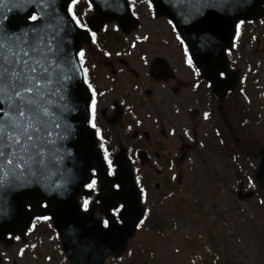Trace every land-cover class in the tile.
I'll return each instance as SVG.
<instances>
[{"label":"rangeland","instance_id":"1","mask_svg":"<svg viewBox=\"0 0 264 264\" xmlns=\"http://www.w3.org/2000/svg\"><path fill=\"white\" fill-rule=\"evenodd\" d=\"M148 24L135 32L150 35L151 41L139 50L163 43L155 54L172 73L164 86L154 87L158 125L143 121L136 127L148 129L151 138L132 140V131H124L127 123L122 126L114 120L109 134L112 151L103 154L111 175L112 159L120 148L132 162L134 147L146 151V146L157 144L160 156L147 152L150 165H134L144 218L121 256L107 257L103 264H264V177L261 181L254 177L264 150V17L237 25L227 52L229 68L238 72L236 87L221 102L211 96L218 108L227 106L222 114L225 123L216 114L213 120L218 117L224 124L221 147L215 132L206 129V121L186 115L191 84L197 80L205 92L199 74L187 63L185 48L182 45L179 52L176 47V32L161 19ZM133 68L146 81L144 69ZM173 106L178 108L175 114ZM162 129L167 137L161 136ZM178 130L180 137L173 134ZM239 191L253 196L239 199ZM95 217L101 219V214L96 211ZM0 260V264H69L49 218L36 219L23 235L14 234L9 244L0 242Z\"/></svg>","mask_w":264,"mask_h":264},{"label":"water","instance_id":"2","mask_svg":"<svg viewBox=\"0 0 264 264\" xmlns=\"http://www.w3.org/2000/svg\"><path fill=\"white\" fill-rule=\"evenodd\" d=\"M71 0H0V39H12L33 49V63L47 69L46 80L31 106L39 139L25 141L27 151L15 148V163L0 158V242L11 243L12 234H24L34 218L49 217L70 264H103L120 257L143 215L140 191L134 183L126 150L113 158L116 174H107L94 132L89 128L88 95L77 53L83 40L68 13ZM99 11L98 0H90ZM157 16H165L188 48L200 76L211 85L220 102L236 86L238 72L229 69L226 51L239 22L264 17V0H152ZM126 0H112V19L122 25ZM36 16V20L31 17ZM162 61V60H161ZM162 78L169 75L165 67ZM225 77L222 79L220 75ZM32 95V94H29ZM46 110V112H45ZM255 172L264 177V150ZM144 164V152H138ZM11 158V157H9ZM106 189L97 197L108 226L94 218V210L80 212L77 198L89 196L83 189L93 174ZM112 186H117L113 189ZM158 188V186H155ZM252 193H238L250 198ZM112 201V204L110 203ZM120 203L118 220L110 209ZM1 261V260H0Z\"/></svg>","mask_w":264,"mask_h":264},{"label":"flooded vegetation","instance_id":"3","mask_svg":"<svg viewBox=\"0 0 264 264\" xmlns=\"http://www.w3.org/2000/svg\"><path fill=\"white\" fill-rule=\"evenodd\" d=\"M98 2L100 10L96 11L90 0H71L68 5V12L83 33V40L78 52V63L87 88L90 114L89 126L95 133L99 148L112 151L109 136L112 135L114 120H119L117 122L122 126L124 122L127 123L124 131H132L129 135L132 140L139 137L145 140L151 138L148 129L139 130L136 127L142 126L143 121L152 120L156 127L158 125L157 112L152 98L155 95L154 87L156 85L164 86L168 81V76H172V73L166 76V80L160 79L165 73V67L168 66L165 60L161 61L162 58L155 54V51L158 53L165 45L153 42L151 45L153 50L140 51L139 47L141 45L151 41L150 35L135 32L141 25L144 27L149 25L148 22L150 21L156 22L161 19V21L168 22V20L165 16L156 15L152 0H126L128 13L127 16L123 17L124 22L121 25L118 19H112V0H98ZM160 36L163 38L162 35ZM174 38L179 52L183 45L188 53L180 37L175 35ZM81 53H83L82 57ZM187 56L190 61V63H187L191 64L194 71L199 74L188 54ZM133 65L136 69H144L142 72L145 73L144 79L146 81L139 79ZM221 77L223 76L221 75ZM201 81H203L201 88L205 93L200 90L197 80L191 84L190 96L186 98L187 104H185L186 115L188 117L192 115L193 118L206 121L208 125L206 129L209 130L210 127L211 131H214L218 136L216 139L223 142L221 134L224 124L220 122L218 117V121L215 120V123L213 120L216 114L225 123L222 114L225 113L227 106L223 104L221 108H218L219 106L214 105L211 98L214 95L210 84L202 79ZM202 96H205V98L203 99ZM172 108L174 114L178 112V108L175 109L174 106ZM210 121L213 122L210 123ZM213 123L214 127L212 126ZM176 132L177 134L175 131L173 134L180 137V130ZM160 134L167 137L163 129ZM156 149H158L157 144H152L151 147L146 146L145 152L148 159L146 166H149L151 162L147 152H153L156 158L160 156ZM134 150L140 151L142 148L134 147ZM96 197V195H91L88 198L80 197V211L87 212L92 208L94 217L95 212L98 211L101 214V219L98 220L105 227L107 223L104 210ZM110 203L112 204V201ZM118 211L119 207L111 212L114 220Z\"/></svg>","mask_w":264,"mask_h":264},{"label":"snow or ice","instance_id":"4","mask_svg":"<svg viewBox=\"0 0 264 264\" xmlns=\"http://www.w3.org/2000/svg\"><path fill=\"white\" fill-rule=\"evenodd\" d=\"M32 51L17 40L0 39V158H6L9 164L15 163L17 153L5 149L27 151L35 145L25 141L39 139L33 135L40 129L33 122L31 106L36 103L34 95L39 93L42 81L46 80L47 69L41 70L39 61L33 63Z\"/></svg>","mask_w":264,"mask_h":264},{"label":"trees","instance_id":"5","mask_svg":"<svg viewBox=\"0 0 264 264\" xmlns=\"http://www.w3.org/2000/svg\"><path fill=\"white\" fill-rule=\"evenodd\" d=\"M224 140H225V139H224ZM46 219H48V218H40V220H42V221H44V220H46ZM157 229H158V230H162L163 228H158V227H157Z\"/></svg>","mask_w":264,"mask_h":264}]
</instances>
